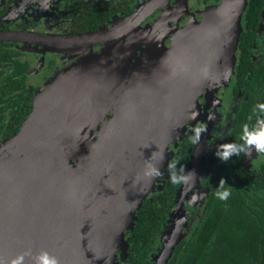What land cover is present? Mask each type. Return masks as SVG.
<instances>
[{
    "label": "water",
    "instance_id": "1",
    "mask_svg": "<svg viewBox=\"0 0 264 264\" xmlns=\"http://www.w3.org/2000/svg\"><path fill=\"white\" fill-rule=\"evenodd\" d=\"M228 4L222 0L200 22L176 32L173 40L161 38V61L152 63L138 94H127L125 87L123 95L98 96L92 106L80 97L72 105L69 99L79 90V64L38 90L32 111L10 140L17 145L14 155L0 156V258L7 261L30 249L24 264H33L32 257L41 250L56 255L61 264H111L119 241L125 250L124 231L132 229L135 212L158 179L143 175L146 162L151 160L161 171L167 167L172 155L168 144L180 138L206 78L213 85L232 72L244 5L227 16ZM195 29H200L203 48L185 52L181 41ZM10 35L0 32V42L11 41ZM209 41L210 54L204 49ZM222 46L225 57L219 60ZM206 53L209 63L198 71L194 60ZM132 114L137 115L131 123ZM82 118L101 120V127L90 133ZM90 225L99 232L89 230ZM54 230L70 245L58 244ZM178 240L176 234L160 264Z\"/></svg>",
    "mask_w": 264,
    "mask_h": 264
},
{
    "label": "flooded vegetation",
    "instance_id": "2",
    "mask_svg": "<svg viewBox=\"0 0 264 264\" xmlns=\"http://www.w3.org/2000/svg\"><path fill=\"white\" fill-rule=\"evenodd\" d=\"M221 2L222 0H164L160 8L151 10L161 0H0V32L9 33L12 37L11 41L0 42V47L9 45L11 52L15 54L13 63H0V81H17L16 87L8 92L30 96L31 110L39 89L58 74L78 64V75L81 77L76 88L79 89L78 93L69 99L72 105L77 104L80 97L83 98L81 102L92 106L98 96L106 99L116 94L123 95L125 87L126 93H129V83H133L130 86L133 88L135 82L148 78L150 65L154 61H161V38L173 40L176 32L189 27L193 22H200L203 14L210 13ZM227 2V9L230 10L227 14L225 12L227 16L239 12L244 5L232 72L229 70L227 78L221 80L222 83L215 82L211 85L206 78L202 85L204 88L199 90L201 95L191 102H198V106L191 111L197 115L184 124L185 131L176 148L173 145L169 148L173 159L175 149L185 148V139L190 142L193 127L201 123L206 126L207 131L201 133L198 144L191 143L189 158L183 164L185 171L195 172L196 177L188 184H177L176 195L173 197L175 204L170 206L166 219L161 224L157 242L148 249L147 264H160L161 256L176 234L181 240L199 226L202 210L214 195L220 177H226L230 173L242 177L239 184L242 183L246 191L243 193L247 203L254 205V208L264 203V188L259 184L264 182L261 178V173L264 172V154L253 151L249 157L243 154L240 157L232 156L227 162H221L214 155L217 144L239 141L241 124L253 123L255 118L252 121L248 119L252 115L253 106L257 102H264V0ZM199 33L201 38V32ZM212 44L213 41L205 44L208 53L212 50ZM222 51L223 46L217 53L219 60L225 57ZM208 59L207 53L202 54L199 71L207 66ZM109 79L117 80V84L113 91L105 94L108 86H102ZM121 82H126V85L121 86ZM97 90L100 91L96 93ZM27 101L28 99L21 100V105L10 108L14 110L13 113L4 114L0 129L17 121V112ZM103 104L106 105V102ZM119 104H123L122 99ZM30 111L19 112L22 119L20 127ZM81 120V125L84 128L88 126L89 130L100 128L102 123L101 120L91 123L86 118ZM221 132L222 136L219 135ZM17 133L5 137L1 130L0 156L2 153L3 157L14 155L11 148L15 143H10V140ZM16 149L15 144L14 150ZM255 177L258 180L255 181ZM157 182L144 199H152L154 192H161L166 184L171 183L167 169L161 171ZM193 194L198 199L191 203ZM253 199L256 200L255 203ZM176 214L178 216L174 218ZM128 231L130 229L124 231L127 247L115 253L111 264H131L139 257L138 250L132 248L136 247L137 239L126 235ZM140 250H145V246H141Z\"/></svg>",
    "mask_w": 264,
    "mask_h": 264
},
{
    "label": "trees",
    "instance_id": "3",
    "mask_svg": "<svg viewBox=\"0 0 264 264\" xmlns=\"http://www.w3.org/2000/svg\"><path fill=\"white\" fill-rule=\"evenodd\" d=\"M0 49H3L0 50V63L12 62L15 54L11 52L9 45ZM15 83L17 81L14 80L0 81V123L4 114L14 112L10 108L21 105V100L28 99V103L17 112V121L0 129L5 137L19 132L22 120L19 112L24 110L28 113L31 110L30 96L8 92L16 87ZM183 145L185 148L182 150L175 149L173 159L178 161L177 165L184 164L189 158L191 142L185 139ZM261 178L264 180V172L261 173ZM224 179L226 186H231L228 199L221 201L214 195L211 196L202 210L199 226L187 238L174 245L166 264H264V203L258 208L247 203L243 193L246 191L242 183L239 184L242 177L230 173ZM254 179L258 180L257 177ZM259 184L264 188V182ZM176 186L177 184H166L161 192H154L152 199L145 198L135 212L133 227L126 235L136 237L137 245L132 248L138 250L139 257L131 264H147L148 249L157 242L161 224L165 221L170 206L175 204L173 197L176 195ZM254 191L253 189L252 192ZM248 198L251 196L248 195ZM252 201L255 203L256 200ZM131 239L133 242V238ZM141 246H145V250H140Z\"/></svg>",
    "mask_w": 264,
    "mask_h": 264
},
{
    "label": "clouds",
    "instance_id": "4",
    "mask_svg": "<svg viewBox=\"0 0 264 264\" xmlns=\"http://www.w3.org/2000/svg\"><path fill=\"white\" fill-rule=\"evenodd\" d=\"M47 7V4H45ZM252 115L249 116V121L254 122H244L241 124V132L239 135V141H229L224 143H219L216 146L214 155L221 161L227 162L232 156L240 157L241 154L245 157L251 156L252 152L264 154V102H257L252 110ZM196 112H192L190 118H195ZM211 119V117H209ZM206 126L201 123L194 126L192 129V134L189 136V140L192 144H198L201 138V133L206 132ZM223 135V132L219 133ZM163 156L161 154L160 159ZM178 161L176 159H171L168 164V176L172 184H188L190 181H194L196 177L195 172L185 171L183 164L177 168ZM143 175L148 178H153L161 175V171L156 164L152 163L151 160L147 161L143 171ZM214 196L221 201H225L231 194V186H226L224 177H220L216 188L213 192ZM203 195V194H201ZM198 199L196 194L190 198V202L194 203ZM31 250H26L17 254L16 256L5 261L0 258V264H24L25 256H30ZM33 264H61L60 259L46 250H41L35 256L32 257Z\"/></svg>",
    "mask_w": 264,
    "mask_h": 264
},
{
    "label": "rangeland",
    "instance_id": "5",
    "mask_svg": "<svg viewBox=\"0 0 264 264\" xmlns=\"http://www.w3.org/2000/svg\"><path fill=\"white\" fill-rule=\"evenodd\" d=\"M151 66V65H150ZM149 69H150V67H149ZM225 78H226V76H225ZM54 79V78H53ZM52 79V80H53ZM116 81L117 80H115V79H109V80H106L105 81V83H104V86H102V88H105L106 86H108V88H106L105 89V94H107L108 92H110V90L111 91H113V87H114V85L115 84H117L116 83ZM223 82V81H222ZM221 82V83H222ZM119 84V83H118ZM142 84V81H140V82H135L134 83V87L133 88H131V93L133 94V92L134 91H138V86L139 85H141ZM46 85V84H45ZM44 85V86H45ZM126 85V82H121V86H125ZM43 86V87H44ZM42 89V88H41ZM119 89H120V86H119ZM201 95V94H200ZM199 95V96H200ZM195 106H198V102L196 101L195 103H194V106L192 105V109H190V111H192L193 110V108L195 107ZM190 111H189V113H190ZM188 113V114H189ZM188 116V115H187ZM187 116H186V118H187ZM185 118V119H186ZM190 118V117H189ZM184 131H185V127H184V129L183 130H181V133H180V138H178V136L175 138V140H174V142L177 140V138H178V140H177V143L182 139V134L184 133ZM90 133H91V130H90ZM173 141L172 142H169V144H168V148H172V145H173V147L174 146H177V143H176V145H174L173 143H174ZM14 144V143H13ZM12 146V145H11ZM14 147H15V144L12 146V148H11V151L12 152H15V150H14ZM10 151V150H9ZM6 153H8V151L6 150ZM2 156H3V153H2ZM4 158H5V156H4ZM171 160V155H169L168 156V159H167V163L169 162ZM167 168V167H166ZM166 168H164V169H166ZM160 171H161V168H160ZM161 176V175H160ZM160 176H157L158 178L160 177ZM87 179L85 180L86 182H88L89 183V180H90V178L89 177H86ZM151 179V178H150ZM154 180H156V177H154ZM158 183V182H157ZM73 186V185H72ZM178 216V214H176V215H174V218L175 217H177ZM174 218H173V220H174ZM87 228L89 229V230H92V231H95V232H99V229H97L94 225H90V226H87ZM103 232H105V233H107L106 232V228L104 229V231ZM55 233V230H54V232L52 233V235H54L55 237V239L57 238L58 240V244H60V245H62V247L63 248H65L66 246H68V245H70V243H69V241L67 240V242L65 241V240H63V238L61 237V235L60 234H57L56 235V233ZM126 238L124 237V240H125ZM125 243L127 244V242L125 241ZM118 247H117V251L119 252V251H122L123 250V248H124V244L123 243H121L120 241H119V243H118V245H117ZM126 247H127V245H126ZM82 250H84V249H82ZM116 251V252H117Z\"/></svg>",
    "mask_w": 264,
    "mask_h": 264
},
{
    "label": "bare ground",
    "instance_id": "6",
    "mask_svg": "<svg viewBox=\"0 0 264 264\" xmlns=\"http://www.w3.org/2000/svg\"><path fill=\"white\" fill-rule=\"evenodd\" d=\"M163 2H164V0H161V3H159L158 5H157V7L156 8H154V9H151V10H155V9H157L158 7L160 8L161 7V4H163ZM199 31H200V29L199 30H192L191 32L189 31L185 36H184V38H183V40L181 41V44H180V49H182V50H184L185 52H186V50H191V51H195L196 52V50H202V42H201V38H200V33H199ZM192 36H193V38H192ZM192 39V40H191ZM197 44H200V47H199V49L197 48ZM204 49H205V46H204ZM170 59V58H169ZM169 59H168V62H169ZM196 61L198 62V66H197V64H196ZM201 64H202V56H201V58L200 59H195L194 60V65H195V67L197 68V70L199 71L200 70V67H201ZM198 71H196V73L198 72ZM161 75V68L158 70V72H157V74L155 75V78L156 77H159ZM154 78V79H155ZM195 79H196V76H195ZM194 79V80H195ZM193 80V81H194ZM136 94H138V91L136 92ZM185 99V98H184ZM183 103H182V105H181V107L179 108V112H180V110H181V108L183 107ZM131 111L133 110L132 108L130 109ZM136 115L137 114H132V121H131V123L136 119ZM128 124H125V126H127ZM159 132H160V130L158 131V134H159Z\"/></svg>",
    "mask_w": 264,
    "mask_h": 264
}]
</instances>
